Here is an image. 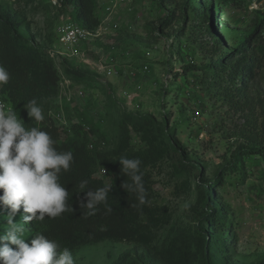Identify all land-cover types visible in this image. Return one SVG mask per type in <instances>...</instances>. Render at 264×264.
<instances>
[{
  "label": "rangeland",
  "instance_id": "374dc122",
  "mask_svg": "<svg viewBox=\"0 0 264 264\" xmlns=\"http://www.w3.org/2000/svg\"><path fill=\"white\" fill-rule=\"evenodd\" d=\"M59 3L0 0L15 17L19 43L41 51L30 81L43 83L49 59L59 75L57 91L40 105L44 115L64 139L87 137L92 154L153 155L152 208L129 220L132 240L88 245L72 252L75 264H203V226L216 239L219 264H264V158L235 164L239 148L264 146V68L242 88L229 80L227 61L257 26L264 53V0H95L100 23L118 29L83 47L86 62L50 54L59 15L76 17ZM111 60L115 74L107 76L98 64ZM19 118L31 123L27 111ZM100 175L110 186L105 170ZM208 201L224 216V233L205 218ZM7 215L0 210V231Z\"/></svg>",
  "mask_w": 264,
  "mask_h": 264
},
{
  "label": "trees",
  "instance_id": "16d2710c",
  "mask_svg": "<svg viewBox=\"0 0 264 264\" xmlns=\"http://www.w3.org/2000/svg\"><path fill=\"white\" fill-rule=\"evenodd\" d=\"M62 1L64 5H72L76 9V17L73 20L80 26L85 29H96L99 26L100 20L95 14V0ZM12 22L15 23V17L0 7V65H3L10 74L9 82L0 86V100L7 103L9 108L21 116L26 111L24 105L30 100L35 99L40 106L46 95L57 91L59 75L53 61L49 59L42 61L43 83L39 85L30 81V71L37 63V59L41 57V51L21 45L18 41L17 27L15 28ZM257 31L258 26L253 32L245 36L237 49L232 52L235 54L234 57L227 60L230 64L229 80L233 83L238 82L242 88L247 87L256 78L259 70L264 68V53L262 46L258 44L261 38ZM238 56L241 58L236 59ZM67 72L74 77L82 75L80 71L74 69H67ZM125 118L133 119L135 117L129 114ZM30 122L27 127L36 126L49 132L56 141L57 150L71 151L74 162L69 171L61 174V183L70 192L68 200L70 210L56 218L45 217L43 221H32L25 225L27 228L26 237L30 235L32 239L37 232H41L49 239L57 240L61 248L67 247L71 252H76L108 238L132 240L133 232L129 220H143L149 215L152 208L151 176L148 173V166L153 155L151 153H137L125 148L112 153L92 154L86 143L87 137L84 135L80 136L77 133L74 138L64 139L63 132L47 116L42 122ZM252 154H258L264 158V146L239 148L235 153L236 166L239 165L243 157ZM121 157L135 158L141 161L140 174L143 177L146 191V201L143 205L139 204L135 193L123 190L121 187L125 180L131 182L130 178L121 173L118 163ZM100 170H105L111 179L110 186L105 184L100 175ZM85 180L88 182L89 189L87 190H95L100 187L110 189L106 205H98L96 214L91 216L86 215V210L80 208L85 193H77L79 183ZM0 194H2V190ZM206 208H212L209 211L211 214H207L205 217L209 220V225L213 226L215 232L223 231L224 233L226 222L223 220L222 213L218 209H213L210 201L207 202ZM22 215L21 209L13 222H21ZM6 230L0 231V233H5ZM215 241L216 239L211 237L203 226L200 231L203 264H219L216 251L217 242Z\"/></svg>",
  "mask_w": 264,
  "mask_h": 264
},
{
  "label": "clouds",
  "instance_id": "9594fccd",
  "mask_svg": "<svg viewBox=\"0 0 264 264\" xmlns=\"http://www.w3.org/2000/svg\"><path fill=\"white\" fill-rule=\"evenodd\" d=\"M9 80V72L0 65V86ZM24 108L31 121L45 120L35 99ZM55 144L49 132L36 126L27 127L14 110L0 105V210L8 213L7 230L0 233V264H75L69 248H61L57 240L41 232L26 242L25 225L43 221L45 217L56 218L70 210V192L62 185L61 174L69 171L74 156L71 151L57 150ZM118 163L121 173L131 181L125 180L122 189L135 193L143 205L146 191L140 174L141 161L121 157ZM78 188L77 193H85L80 208L86 210V215H95L98 205H106L109 188L87 190L86 180ZM21 209V222L14 223Z\"/></svg>",
  "mask_w": 264,
  "mask_h": 264
},
{
  "label": "built area",
  "instance_id": "2783aa9c",
  "mask_svg": "<svg viewBox=\"0 0 264 264\" xmlns=\"http://www.w3.org/2000/svg\"><path fill=\"white\" fill-rule=\"evenodd\" d=\"M55 5L61 6L59 0H52ZM107 21L100 23L96 29H85L77 22L71 19L64 13L59 15L58 23L55 27V44L50 50L52 57L62 59L64 61H82L86 62V52L83 47L91 41L100 39L101 37L109 33V29H118L117 25L110 28L106 23ZM98 68L103 71L107 76H113L115 69L111 61L100 62ZM145 70H148L145 67ZM127 96V93L124 92ZM0 105L5 106L4 102L0 100Z\"/></svg>",
  "mask_w": 264,
  "mask_h": 264
}]
</instances>
